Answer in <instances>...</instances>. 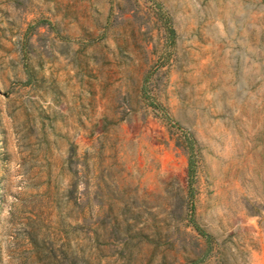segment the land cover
Returning a JSON list of instances; mask_svg holds the SVG:
<instances>
[{
    "label": "rangeland",
    "instance_id": "374dc122",
    "mask_svg": "<svg viewBox=\"0 0 264 264\" xmlns=\"http://www.w3.org/2000/svg\"><path fill=\"white\" fill-rule=\"evenodd\" d=\"M0 264H264V0H0Z\"/></svg>",
    "mask_w": 264,
    "mask_h": 264
},
{
    "label": "trees",
    "instance_id": "16d2710c",
    "mask_svg": "<svg viewBox=\"0 0 264 264\" xmlns=\"http://www.w3.org/2000/svg\"><path fill=\"white\" fill-rule=\"evenodd\" d=\"M195 229L199 232V234L206 240V242L210 241V237H208L204 232L200 231V229H198V227L194 226Z\"/></svg>",
    "mask_w": 264,
    "mask_h": 264
}]
</instances>
